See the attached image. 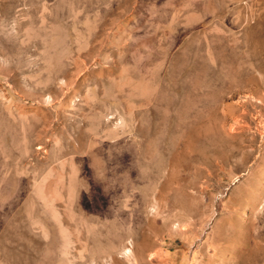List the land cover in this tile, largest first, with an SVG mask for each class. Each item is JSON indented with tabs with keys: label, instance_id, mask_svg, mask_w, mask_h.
<instances>
[{
	"label": "rangeland",
	"instance_id": "rangeland-1",
	"mask_svg": "<svg viewBox=\"0 0 264 264\" xmlns=\"http://www.w3.org/2000/svg\"><path fill=\"white\" fill-rule=\"evenodd\" d=\"M0 264H264V0H0Z\"/></svg>",
	"mask_w": 264,
	"mask_h": 264
}]
</instances>
